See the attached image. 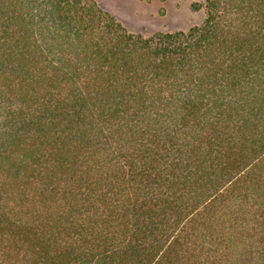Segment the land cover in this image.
I'll use <instances>...</instances> for the list:
<instances>
[{
    "label": "trees",
    "instance_id": "16d2710c",
    "mask_svg": "<svg viewBox=\"0 0 264 264\" xmlns=\"http://www.w3.org/2000/svg\"><path fill=\"white\" fill-rule=\"evenodd\" d=\"M192 8L0 0V264H264V0Z\"/></svg>",
    "mask_w": 264,
    "mask_h": 264
},
{
    "label": "rangeland",
    "instance_id": "374dc122",
    "mask_svg": "<svg viewBox=\"0 0 264 264\" xmlns=\"http://www.w3.org/2000/svg\"><path fill=\"white\" fill-rule=\"evenodd\" d=\"M128 31L150 35L155 32L185 31L199 25L204 11H195L200 0H95Z\"/></svg>",
    "mask_w": 264,
    "mask_h": 264
}]
</instances>
